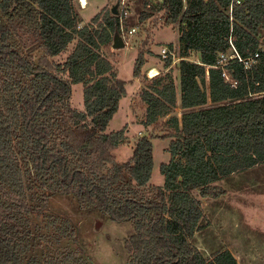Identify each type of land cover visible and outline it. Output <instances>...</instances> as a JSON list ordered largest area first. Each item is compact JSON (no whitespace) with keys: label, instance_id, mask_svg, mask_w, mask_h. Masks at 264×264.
<instances>
[{"label":"trees","instance_id":"obj_1","mask_svg":"<svg viewBox=\"0 0 264 264\" xmlns=\"http://www.w3.org/2000/svg\"><path fill=\"white\" fill-rule=\"evenodd\" d=\"M74 1L0 0V264H60L35 253L44 236L32 230L58 194L133 222L127 264H240L229 248L205 256L193 239L207 226L202 198L225 195L218 181L264 163V0L162 1L165 23L180 25L184 111L171 115L178 104L171 72L153 77L141 98L143 123L168 116L172 129L163 185L150 183L152 138L140 137L131 159L120 163L113 150L127 126L106 132L127 93L102 52L121 32L120 15L100 11L81 25ZM143 64L140 51L134 76ZM78 83L83 110L70 100Z\"/></svg>","mask_w":264,"mask_h":264},{"label":"rangeland","instance_id":"obj_2","mask_svg":"<svg viewBox=\"0 0 264 264\" xmlns=\"http://www.w3.org/2000/svg\"><path fill=\"white\" fill-rule=\"evenodd\" d=\"M125 1V6L122 5V0H87L86 6H82L80 0L74 2L80 14L81 25L88 23L100 11L114 13L113 9L116 7L121 18V9L128 10V14L124 16L125 45L115 48L112 43L102 48V52L117 67L119 77L127 83V93L121 99L119 110L106 132L127 126L125 141L113 150L116 161L120 163L131 159L134 145L140 137L152 138L154 168L150 183L163 185L165 177L160 167L171 159L168 150L171 138L166 135L172 129L165 125L168 116L152 125L146 126L143 123L147 105L142 100L141 93L153 77L171 72L178 87V104L171 115L182 116L180 25L165 23L164 11L160 8L163 0ZM131 28L136 29L133 34L127 32ZM163 46H169L172 50L168 58L161 55ZM73 47L74 44H71L68 51L54 59L65 60ZM140 51L144 54V64L141 75L136 77L134 68ZM35 54L40 56L42 51ZM169 58L171 64L166 66ZM190 59L198 61L199 56L192 53ZM70 100L74 108L84 109L81 83L72 85ZM218 184L227 193L218 198H202L205 215L201 223L207 226L196 232L193 242L205 256L229 248L240 264H264V163L225 177ZM42 217L33 219L32 226L35 236H44L43 242L35 240L37 255L41 256L45 252L56 257L60 264H127L129 252L126 239L135 231L133 222L116 221L59 194L51 197V206ZM41 218L45 233L40 228ZM75 237L78 238L77 241Z\"/></svg>","mask_w":264,"mask_h":264},{"label":"built area","instance_id":"obj_3","mask_svg":"<svg viewBox=\"0 0 264 264\" xmlns=\"http://www.w3.org/2000/svg\"><path fill=\"white\" fill-rule=\"evenodd\" d=\"M80 2L82 4V6H86L87 5V0H80ZM125 4H126V1L125 0H122V5L125 6ZM230 9H232V8H230ZM127 14H128V10L122 8L121 9V18H120V30H121V35H122V37L124 39L126 38V30H125V25H124V21H125L124 20V16L127 15ZM135 30H136L135 28H131L127 32L130 33V34H133L135 32ZM170 54H172V50L170 49V47L169 46H163L162 49H161V55L164 58H168ZM237 55H238V53H237ZM256 56H258V54H256ZM240 60H243V59L240 57ZM244 62L246 64V66L249 67L253 63L256 62V58L255 57H252V58H250L248 60H245ZM219 63H220L221 66H225L228 63V57H227V55L222 54L221 57H220ZM223 75H225L228 78V74H227L226 71L223 73Z\"/></svg>","mask_w":264,"mask_h":264},{"label":"water","instance_id":"obj_4","mask_svg":"<svg viewBox=\"0 0 264 264\" xmlns=\"http://www.w3.org/2000/svg\"><path fill=\"white\" fill-rule=\"evenodd\" d=\"M113 12L115 13V14H118V10L116 9V7H114V9H113ZM124 38L122 37V35L120 34V33H118L116 36H115V38H114V47L115 48H121V47H123L124 45H125V42H124V40H123Z\"/></svg>","mask_w":264,"mask_h":264},{"label":"bare ground","instance_id":"obj_5","mask_svg":"<svg viewBox=\"0 0 264 264\" xmlns=\"http://www.w3.org/2000/svg\"><path fill=\"white\" fill-rule=\"evenodd\" d=\"M154 69H152V71H153Z\"/></svg>","mask_w":264,"mask_h":264}]
</instances>
